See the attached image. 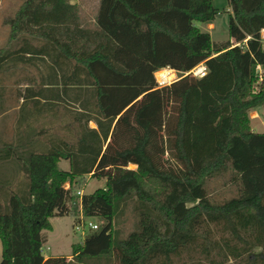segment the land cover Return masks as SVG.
<instances>
[{
    "label": "trees",
    "instance_id": "16d2710c",
    "mask_svg": "<svg viewBox=\"0 0 264 264\" xmlns=\"http://www.w3.org/2000/svg\"><path fill=\"white\" fill-rule=\"evenodd\" d=\"M71 1L24 0L5 20L0 72L40 78L17 93L26 135L0 145V166L17 167L15 184L0 177V264H264V133L249 117L264 105V0H228L223 42L196 25L215 19L211 0H99L92 29ZM202 61L203 78L157 87V70ZM68 105L75 130L37 145L29 119ZM227 173L237 195L214 201L206 182ZM86 176L104 186L79 196ZM128 201L135 229L114 243ZM66 215L101 226L70 259L45 258L50 219Z\"/></svg>",
    "mask_w": 264,
    "mask_h": 264
},
{
    "label": "rangeland",
    "instance_id": "374dc122",
    "mask_svg": "<svg viewBox=\"0 0 264 264\" xmlns=\"http://www.w3.org/2000/svg\"><path fill=\"white\" fill-rule=\"evenodd\" d=\"M24 0H0V50L8 44L9 27L5 24L8 17H12L18 10ZM79 3V12L81 26L84 28H94V18L96 16L99 0H75ZM218 14L211 24L196 23L201 31L210 35L212 42H223L228 38V15L230 9L228 0H211ZM36 44V42H33ZM203 62V61H202ZM43 71H41V74ZM40 72L35 67L17 64L15 66H7L5 70L0 72V145L2 143H13L20 134L24 137L26 132L21 128L17 129L19 113L18 109L21 99L17 96L19 90L32 83L39 82ZM32 80V81H31ZM257 84V81L255 82ZM257 90V87H254ZM68 109L64 107L57 108V113H45L38 118L31 117L29 122L34 130L38 132L45 130L40 138H37V145L46 143L49 134H55L60 138L66 139L69 135L66 129L70 126L75 130L77 125L73 122L70 110L76 109L73 105H68ZM251 119V128L254 132L264 133V105L256 110L249 111ZM89 127H95L93 123H89ZM68 128V127H67ZM19 133V134H18ZM58 167L62 170H68V162L61 160ZM130 169L135 166L130 165ZM17 167L12 163H4L0 166V177H3L12 184L17 181ZM230 174L212 178L206 182V187L210 193L211 199L220 202L237 195V185L229 181ZM104 186V180L89 178L86 176L81 179L80 184L76 188L82 194H91L96 189ZM78 219H81L79 221ZM137 214L134 210L133 201H128L115 214L113 219V242L124 239L131 231L135 229L137 222ZM52 229L45 231L47 241L42 248L44 257L66 256L69 259L72 254V246L81 243L91 230L88 224H96L101 226V222L97 218H88L81 215H66L51 218ZM77 227L79 228L77 230ZM0 259H1V243H0Z\"/></svg>",
    "mask_w": 264,
    "mask_h": 264
},
{
    "label": "built area",
    "instance_id": "2783aa9c",
    "mask_svg": "<svg viewBox=\"0 0 264 264\" xmlns=\"http://www.w3.org/2000/svg\"><path fill=\"white\" fill-rule=\"evenodd\" d=\"M261 39L264 43V29L261 30ZM207 74V68L204 62H200L193 68H191L188 71H176L171 68H162L154 72V80L156 82L157 87H163L166 85H169L176 80L182 78V77H191L196 79H201ZM264 75L260 67L257 68V84H260L263 81ZM78 195H81V192H78ZM88 227L90 230H97L98 225L96 224H88ZM79 228L77 227V230Z\"/></svg>",
    "mask_w": 264,
    "mask_h": 264
},
{
    "label": "crops",
    "instance_id": "0c3cea01",
    "mask_svg": "<svg viewBox=\"0 0 264 264\" xmlns=\"http://www.w3.org/2000/svg\"><path fill=\"white\" fill-rule=\"evenodd\" d=\"M70 3H71V4H76L77 8H78V9L80 8V7L78 6V5H79V3H78V2H76L75 0L71 1ZM78 15H79V20H80V23H81V19H80V12H79V10H78ZM94 20H95V18H94ZM50 222H51V219H50ZM45 258H47V257H45Z\"/></svg>",
    "mask_w": 264,
    "mask_h": 264
}]
</instances>
